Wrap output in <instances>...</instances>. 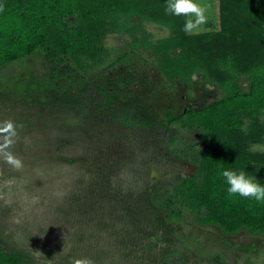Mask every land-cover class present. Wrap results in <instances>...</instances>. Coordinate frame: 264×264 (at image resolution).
<instances>
[{"label": "rangeland", "instance_id": "rangeland-1", "mask_svg": "<svg viewBox=\"0 0 264 264\" xmlns=\"http://www.w3.org/2000/svg\"><path fill=\"white\" fill-rule=\"evenodd\" d=\"M206 2L208 22L191 36L221 30V1ZM136 32L154 43L171 35L151 22ZM130 38L109 30L105 62L87 79L119 86L128 68L146 71L148 88L134 86L135 96L159 123L169 112L178 117L221 97L201 74L167 79L150 51L129 49ZM126 50L132 56L119 59ZM50 75L42 53L0 67V239L8 249L35 264L81 257L94 264H264V234L229 236L198 224L189 208L170 218L152 201L157 188L197 172L188 155L202 146L199 131L177 123L171 140L159 127H125L114 120V108L99 113L90 101L82 108L78 101L88 97L77 80ZM250 150L264 153V142Z\"/></svg>", "mask_w": 264, "mask_h": 264}, {"label": "trees", "instance_id": "trees-1", "mask_svg": "<svg viewBox=\"0 0 264 264\" xmlns=\"http://www.w3.org/2000/svg\"><path fill=\"white\" fill-rule=\"evenodd\" d=\"M220 1L221 30L191 36L183 31V16L166 14L167 0H0V67L42 53L52 79L77 80L88 97V102L78 101L82 108L89 101L97 103L99 113L111 114L114 108L119 124L159 127L171 140L179 133L172 127L177 123L199 131L202 146L185 154L196 163L197 172L157 188L153 203L164 206L170 218L178 217L182 207L189 208L196 212L198 224L215 226L229 236L263 235L264 203L230 197L221 173L244 170L264 185V153L250 150L264 142V0ZM145 22L169 28L171 35L155 43L139 38L136 29ZM119 29L131 37L129 49L152 53L167 79L190 81L201 74L221 97L178 117L169 112L167 121L159 123L135 96L134 86L148 88L146 71L128 68L119 86H95L88 74L105 62L109 30ZM131 56L126 50L119 59ZM0 264L35 263L0 239Z\"/></svg>", "mask_w": 264, "mask_h": 264}, {"label": "clouds", "instance_id": "clouds-1", "mask_svg": "<svg viewBox=\"0 0 264 264\" xmlns=\"http://www.w3.org/2000/svg\"><path fill=\"white\" fill-rule=\"evenodd\" d=\"M211 5L206 0H167L165 8L166 14L177 17L183 16V31L186 34H195L202 30L209 19ZM2 10V6H0ZM7 127H12L9 122ZM9 162L20 166L19 160H13L9 157ZM226 184L227 193L230 197L244 198L254 200L257 203H264V185H262L254 176L249 175L244 170L224 169L221 173ZM71 264H94V261L88 257L73 258Z\"/></svg>", "mask_w": 264, "mask_h": 264}]
</instances>
